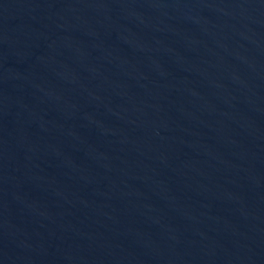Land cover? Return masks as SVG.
<instances>
[{
    "label": "water",
    "instance_id": "95a60500",
    "mask_svg": "<svg viewBox=\"0 0 264 264\" xmlns=\"http://www.w3.org/2000/svg\"><path fill=\"white\" fill-rule=\"evenodd\" d=\"M0 264H264V0H0Z\"/></svg>",
    "mask_w": 264,
    "mask_h": 264
}]
</instances>
